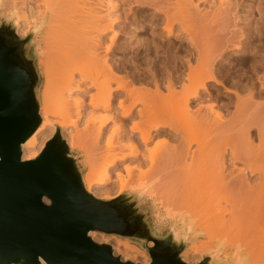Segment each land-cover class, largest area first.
I'll return each instance as SVG.
<instances>
[{"label": "bare ground", "instance_id": "1", "mask_svg": "<svg viewBox=\"0 0 264 264\" xmlns=\"http://www.w3.org/2000/svg\"><path fill=\"white\" fill-rule=\"evenodd\" d=\"M4 9L19 35L39 31L41 123L23 160L60 133L87 166V190L109 195L113 177L120 192L142 188L191 238L186 259L264 264V0H0Z\"/></svg>", "mask_w": 264, "mask_h": 264}, {"label": "water", "instance_id": "2", "mask_svg": "<svg viewBox=\"0 0 264 264\" xmlns=\"http://www.w3.org/2000/svg\"><path fill=\"white\" fill-rule=\"evenodd\" d=\"M15 21L0 10V264H143L91 232L142 243L149 264H189L182 256L189 236L176 223L158 228L144 191L104 199L87 190L80 159L60 133L23 160L21 146L41 123L39 31L22 37ZM196 264L225 263L212 252Z\"/></svg>", "mask_w": 264, "mask_h": 264}, {"label": "rangeland", "instance_id": "3", "mask_svg": "<svg viewBox=\"0 0 264 264\" xmlns=\"http://www.w3.org/2000/svg\"><path fill=\"white\" fill-rule=\"evenodd\" d=\"M2 14L4 16L12 15V14H9L8 11L5 10V9L2 10ZM12 16H15V18H16L15 14H13ZM121 27L124 28V25L121 26ZM122 31H123V33H122ZM122 31L118 32V34H117V40L119 39L121 42L123 41L122 39H124V37H125L124 29ZM38 36H39V34H38ZM38 36L36 38L37 39V43H36V47H35V54L38 56V59H39V45H38L39 41H38ZM22 37H25V36H22ZM122 52H123L122 50L119 51V53H122ZM130 56H132V55L130 54ZM118 59H122V57L118 56ZM126 65L128 66V64H126ZM39 69H40V64H39ZM40 73H41V83H40V86H39V89H38L39 99H41L40 98L41 97V91L43 89V84H44V77H43V73L41 72V69H40ZM71 150L80 159L81 166L83 168L84 174L86 175L87 166L83 163L81 154L76 149H74V150L71 149ZM85 175H84V177H85ZM106 188H108L110 190L109 193L111 191H112V193H110L109 195L101 196L100 198L112 199V198L117 197L119 194L122 193V192H120V186L117 183H115V177H113V179L106 185ZM125 191H140V192H142L144 190L142 188H136V187L130 186ZM158 203L159 202L154 200L152 197H149L148 194L144 191V193L142 195V204L149 210V216L152 219L153 223L158 228H160L161 230H165V229H167L169 227V225L171 223H174V222L164 218V216L167 214V211L164 208H162L160 206V204H158ZM177 226L180 228V230H182L181 227L178 224H177ZM92 238L95 239L98 242L110 243L114 247L115 253L117 255H121L123 257V259H131V260H133L135 262H141L143 264H147L149 261H151L150 256H149L145 246L142 243H140V242H137V241H134V240H131V239L120 238L118 236H109V235L101 234V233H98V232H93V237ZM189 239H190V243H189V246H190L192 241H191L190 237H189ZM124 244H129V247H130V253L129 254H126V253L123 252ZM150 245H152V244H150ZM205 254H203V253L195 254V255L191 254L190 258H188L189 260L186 259L185 255H184V252L182 253V256L184 255L183 259L187 263L196 264L199 261H201L203 255H205Z\"/></svg>", "mask_w": 264, "mask_h": 264}]
</instances>
